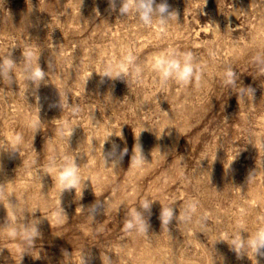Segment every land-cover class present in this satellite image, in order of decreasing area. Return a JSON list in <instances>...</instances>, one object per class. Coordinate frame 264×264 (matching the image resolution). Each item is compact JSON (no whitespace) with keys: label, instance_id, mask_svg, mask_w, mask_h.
Here are the masks:
<instances>
[{"label":"rangeland","instance_id":"374dc122","mask_svg":"<svg viewBox=\"0 0 264 264\" xmlns=\"http://www.w3.org/2000/svg\"><path fill=\"white\" fill-rule=\"evenodd\" d=\"M167 3L177 18L146 27L119 14L120 0L116 11L109 0H0V57L16 63L11 86L0 79V146L18 148L0 151V264H264L218 240L264 227V0ZM168 51L197 57L191 82L153 70ZM23 53L45 72L38 87ZM108 66L128 83L102 80ZM114 145L127 150L118 167L104 159ZM140 147L146 161L130 167ZM64 160L77 190L53 179ZM99 200L108 210L93 219L85 210ZM142 200H156L149 234L125 232ZM161 203L195 212L162 230ZM33 220L28 247L18 232Z\"/></svg>","mask_w":264,"mask_h":264},{"label":"clouds","instance_id":"9594fccd","mask_svg":"<svg viewBox=\"0 0 264 264\" xmlns=\"http://www.w3.org/2000/svg\"><path fill=\"white\" fill-rule=\"evenodd\" d=\"M117 0H109V6L112 11H116ZM121 16L127 17L130 13H134L136 17L146 26L151 27L153 21L158 20L160 25L167 26L170 24L173 19L177 18V15L174 11H169V5L167 0H161L160 3H157L156 0H120V7L118 9ZM24 72L26 73V78L28 81H32L38 87L40 82L45 77V72L42 71L41 67H33L28 61L30 57L24 55ZM197 57L192 53L180 54L174 51H168L166 53L160 54L158 57L153 59L152 68L157 72L162 81H167L169 79H174L179 84H188L195 78V64ZM131 63V61H129ZM16 63L10 58L5 60L0 57V79L4 84L11 86L14 82V68ZM51 66V65H50ZM139 72V69H136ZM102 80L104 77H109L112 79L121 78L126 79L128 83L129 72L124 67L114 68L113 66H108L103 71H98ZM115 73V74H114ZM14 74V75H13ZM229 76L232 75L231 72L228 73ZM246 94L244 91L238 93L237 95ZM252 95L254 96V89L252 90ZM37 99H39L37 97ZM63 108V104L61 103ZM38 130V129H37ZM248 143H252L249 141ZM254 144V143H252ZM255 145V144H254ZM18 148L15 146L3 145L0 146V151H10L15 152ZM127 153V150L123 152H117L116 146H113L112 151L104 155L105 164L108 166H119L123 155ZM146 161L145 156L143 155L142 149L137 152L134 148L133 155L131 157L130 167L142 166ZM109 162H111L109 164ZM46 173H50L47 169H43ZM51 174V173H50ZM252 172L248 176V181L252 177ZM55 182H59L61 185V192L65 189L75 188L80 180L79 169L75 163L70 160H64L59 165V174L53 178ZM247 181V182H248ZM156 200H142L139 202V209L127 208L126 215L124 218L123 229L125 232L135 231L138 234L147 235L149 234V223L148 219L145 216V213H151V206ZM160 211V221L162 230H169V225L175 219L178 222V227L181 224H186L191 219V213L195 212L194 206L191 204H186L183 206V210L179 207V214L175 215L174 207H166L161 203ZM108 201H96L93 205L89 206L85 211L94 219L95 216L101 211L105 214L108 210ZM26 210V209H25ZM24 210V212H25ZM35 212V211H34ZM24 220V215L22 217ZM37 221L33 220L30 223H23V227L19 230L18 235L22 237L23 241L28 247H34L36 238L39 235L37 229ZM247 233L245 236L243 233ZM218 240L226 241L230 247V250L234 251L237 258H242L245 254L249 256L251 252L255 257L257 255L264 256V227L258 228L254 233H249L246 229L241 228L239 232H234L228 237H221ZM65 256L68 257V254L65 253ZM85 264V261H84Z\"/></svg>","mask_w":264,"mask_h":264}]
</instances>
